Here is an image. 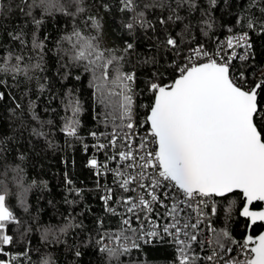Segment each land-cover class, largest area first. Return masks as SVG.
Wrapping results in <instances>:
<instances>
[{"label":"snow or ice","instance_id":"snow-or-ice-1","mask_svg":"<svg viewBox=\"0 0 264 264\" xmlns=\"http://www.w3.org/2000/svg\"><path fill=\"white\" fill-rule=\"evenodd\" d=\"M259 2V19L238 17L237 23L246 24L253 31L259 25V30L264 32V0ZM117 3L120 12L131 13L130 18L122 23L128 35L134 37L139 30L155 33L158 23L165 31L156 37L157 50L174 53L180 62L171 68L174 75L169 82L164 79L168 69L161 71L155 67L159 63L155 56L141 61L145 65H153L144 82V92L150 95V102L145 106L147 113L140 124L141 127L146 124L148 132L134 147L133 135L138 126L135 100L138 74L123 71L122 62L125 56L135 52V44L123 41L121 49L102 47L104 23L99 11L83 19L85 28L93 29L95 35H86L74 27L64 37L71 45L70 51L64 50L71 64L82 66L92 73L97 100L105 109H111L105 114V122L111 116L127 130L122 137L113 130L107 144L95 145L98 150L109 146L117 149V141H122L127 150L117 149L109 157L116 161L115 167L109 168L107 163L101 165L95 157L88 161V167L97 175L111 172L114 184L123 193H128L117 199L112 187L103 186L104 195L100 198L104 210L119 216L121 223L116 232L109 233L102 227L103 220L98 221L101 226L97 240L99 251L107 253L110 261L114 259L119 264L121 256L130 255L133 249H141V241L149 244L157 239L171 238L177 252L175 264H264V233L256 237L246 235L241 243L234 239L227 226L218 231L209 219V214L219 216L218 204L224 201V220L231 221L236 215L248 221L249 229L258 224L264 225V208L253 207L257 202L264 205V78L249 81L243 71L238 76L234 75L232 60L237 58L235 51L223 53L222 49H217L210 54L203 45H197L190 49L189 55L181 56L180 41L166 30L170 22L183 19L175 14L176 9L171 10L173 14L161 16L154 23L146 18L144 11L138 10L136 0H117ZM83 4L84 0H20L16 7L35 26L31 47L38 56L35 63H25L22 54L8 51L4 55L0 52V85L7 84L4 77L16 81L22 76L29 83L35 80L40 92H43L46 85L40 82L41 78L36 73L44 70V43L36 31L46 17L56 13L75 20L87 11ZM73 5L75 10L71 11ZM184 5L189 10L196 8L193 0H176L177 9ZM210 5L214 7L216 0H210ZM155 6L144 5L145 8ZM158 6L163 8L165 5L161 3ZM249 7H256L254 0H249ZM10 10V6L0 4V15ZM100 10L105 13L111 10L107 0L100 5ZM203 23L207 30L212 29L211 22L205 20ZM189 27L185 25V31ZM23 36L22 31L11 34L13 40L25 44ZM225 47L228 50L237 47L250 49L249 34L229 35ZM238 58L247 60L248 55ZM70 75L69 70L65 78ZM75 78L79 79V76ZM5 98V93L0 91V100ZM17 107L20 105L17 104ZM66 108L71 110L72 115L65 118L62 131L69 137L81 139L78 119L80 102L72 99L71 93ZM89 134L99 138L97 132ZM149 143L155 144L154 150H148ZM84 147L87 151L88 146L85 144ZM11 171L15 173L12 183L22 189L17 193L20 204L26 208L28 189L23 188V170L17 167ZM7 175L8 169L0 172V176L5 177L0 179V264H17L18 256L8 258L9 248L15 243L9 226L22 222L8 203ZM67 183L71 184V181ZM113 204L120 205L123 211L118 212ZM154 217L167 222L157 223ZM145 222L151 225L150 229L144 227ZM202 225L212 233L211 237L203 236ZM72 226L66 225L61 231H67ZM113 243L115 246H110ZM194 245H198L200 251H204L206 246L210 250L200 256ZM232 245L239 248L244 256L242 261L231 255L236 251ZM76 255L81 253L77 251ZM43 264L53 262L45 260ZM129 264L136 262L130 261Z\"/></svg>","mask_w":264,"mask_h":264},{"label":"trees","instance_id":"trees-1","mask_svg":"<svg viewBox=\"0 0 264 264\" xmlns=\"http://www.w3.org/2000/svg\"><path fill=\"white\" fill-rule=\"evenodd\" d=\"M104 2L105 0H84L83 6L87 11L78 15L75 20L60 13L44 19L43 25L36 31L44 43V70L36 73L41 78L40 82L46 85L43 92H40L35 80L29 83L22 76L16 81L4 77L8 82L0 85V91L6 96L0 100V172L8 169V203L22 222L20 225L9 226L15 243L9 248L8 258L18 256L17 264H43L45 260L53 264H118L114 259L110 261L107 253L100 252V245L97 243L101 228L99 220H103L102 227L109 233L116 232L120 227L118 216L105 212L100 198L104 195V185L112 187L116 194L117 188L110 183L113 179H107L103 174L97 175L95 170L88 167V161L95 157L101 164L111 149L108 147L98 150L95 145L109 139L113 130L120 136L127 130L111 116L105 122V114L111 109H105L97 100L92 73L85 71L82 66L71 64L64 51H70L71 45L64 37L74 27H78L86 35H95L93 29L85 28L83 19L99 11L104 23L102 47L121 49L123 41L135 44V52L125 56L122 62V70L138 74V95L135 97L138 105V129H148L146 124L143 127L140 124L145 120V106L150 102V95L144 92V82L153 68V65H145L141 61L155 56L159 62L155 67H159L161 71L168 69L164 79L169 82L174 75L171 68L179 61L174 53L157 50L156 37L165 31L164 27L157 23L158 31L155 33L139 30L134 37L130 36L122 23L130 18L131 13L120 12L117 0H107L111 10L105 13L100 10V5ZM193 2L196 8L189 10L187 5L177 9L176 0H136L138 10L144 11L146 18L154 23L161 16L173 14L171 10L176 9L175 14L183 19L170 22L166 30L180 41V48L183 50L181 55L197 45H203L206 51L213 52L219 39L229 29L248 31L252 44L247 53L248 59H234L233 74L238 76L243 71L249 81L264 78V32L259 30V25L253 31L246 24L237 23L238 17L260 18L259 0H254L255 8L249 7V0H216L214 7L210 5V0ZM19 3L20 0H0V4L11 7L7 14L0 15V52L4 55L8 51L22 54L25 63H35L38 53L31 47L35 26L30 23V18L20 13L16 7ZM161 3L165 5L163 8L158 6ZM145 4L157 6L145 8ZM70 10L74 11L75 6ZM205 20L213 24L211 30L206 29L203 23ZM185 25L190 26L187 31ZM21 31L24 33L25 44L11 38V34ZM29 57L32 59L29 60ZM69 70L71 75L65 78V73ZM77 76L79 79L75 78ZM69 93L72 99L80 102L78 119L81 139L69 137L62 131L65 118L72 115L71 110L66 108ZM93 131L97 132L98 139L89 134ZM85 144L88 146L87 151ZM17 167L23 170V188L28 189L26 208L21 206L17 195L22 189L11 180L15 175L11 169ZM0 179L5 177L0 176ZM68 180L71 184L67 183ZM253 207L260 208V204L256 203ZM225 209L226 202L220 201V214L215 216L216 229L219 231L227 226L234 239L242 243L248 222L236 215H233L231 221L224 220ZM69 224L73 226L67 231H61ZM263 229L264 225L253 226L250 235L254 237ZM141 245V249H133L130 255L121 256L119 264H129L130 261L136 264H175L176 254L172 243L156 240ZM77 251L81 253L80 256L76 255Z\"/></svg>","mask_w":264,"mask_h":264},{"label":"built area","instance_id":"built-area-1","mask_svg":"<svg viewBox=\"0 0 264 264\" xmlns=\"http://www.w3.org/2000/svg\"><path fill=\"white\" fill-rule=\"evenodd\" d=\"M242 32H247L248 34H249V32L248 31H246V30H231V31H228L222 38H220L219 39V41H218V44H217V48L213 51V52H209L210 54H213V53H215L216 51H217V49H222V51H223V53H230L231 51H235V53H236V55H237V58L236 59H239L238 57L239 56H243V55H246L247 53H248V50L249 49H245V48H242V47H237V48H235V49H233V50H228V49H226V47H225V44H226V40H227V38H228V36L229 35H232V34H240V33H242ZM249 37H250V34H249ZM190 54V50H187L183 55H181V56H187V55H189ZM177 60L180 62V58L179 57H177ZM233 61V60H232ZM185 63L187 62V61H184ZM147 132H148V129H144V128H136L135 130H134V135H133V146L134 147H136V146H138V144L141 142V140H142V138L144 137V136H146L147 135ZM111 135V134H110ZM123 136V134L121 135V137ZM109 138H110V136H109ZM103 143H105V144H107L108 143V139H105V141H103ZM110 147V149H111V152H110V154L106 157V158H104L102 161H101V165H103V164H105V163H107L108 164V166H109V168H112V167H115L116 166V161H113V160H110L109 159V157L110 156H112L113 155V153L117 150V149H119V150H127L126 149V147L124 146V144L122 143V141L121 140H118L117 141V149H114V148H112L111 146H109ZM155 144L154 143H149V145H148V150H154L155 149ZM104 176H105V178H111V179H113V175H112V173L111 172H109V173H105V174H103ZM110 179V180H111ZM112 182V184L117 188V194H116V198L117 199H119V197H120V195H125V196H127L128 195V193H123L122 192V190H120L115 184H114V182L111 180L110 181V183ZM111 184V185H112ZM163 191H167V189H164ZM113 207H115V208H117V211L118 212H122L123 211V208L120 206V205H118V204H113L112 205ZM159 211L160 212H163V209H159ZM143 215V214H142ZM194 215V214H193ZM118 218H119V220H120V217L118 216ZM155 219H156V222L157 223H166L167 221L166 220H162V219H160V218H158V217H154ZM209 219L211 220V221H213L214 222V227L216 228V224H215V216H211V214H209ZM121 221V220H120ZM133 226L134 227H136L137 225L135 224V222H134V224H133ZM144 227L145 228H147V229H150L151 228V225H149V224H147V222H145V225H144ZM203 229H204V232H203V236L204 237H211L212 236V233L204 226V225H202L201 226ZM157 240H159V239H157ZM164 240H166V241H168V242H170V243H172L171 242V238H165ZM154 241H156V240H154ZM141 244H144L143 243V241H141ZM173 244V243H172ZM174 245V244H173ZM174 247H175V254H176V256H177V252H176V246L174 245ZM196 250H197V254L198 255H200V256H204L206 253H207V251H209L210 249H208V247L206 246V248H205V250L204 251H200L199 250V246L198 245H194L193 246ZM233 248H235L236 249V251H234L231 255H233L234 257H236V259H239V260H243L244 259V256L242 255V254H240V250H239V248H237L236 247V245L235 246H232Z\"/></svg>","mask_w":264,"mask_h":264},{"label":"water","instance_id":"water-1","mask_svg":"<svg viewBox=\"0 0 264 264\" xmlns=\"http://www.w3.org/2000/svg\"><path fill=\"white\" fill-rule=\"evenodd\" d=\"M257 203H259V202H257ZM260 204V203H259ZM260 208H264V205H262V204H260ZM242 219H245V218H243V217H241ZM246 220V219H245ZM247 221V220H246ZM248 222V221H247ZM261 233H264V229L259 233V234H261ZM250 234V229L249 228H247V233H246V235H249ZM259 234H257L256 236H258ZM256 236H254V237H256ZM246 237V236H245Z\"/></svg>","mask_w":264,"mask_h":264}]
</instances>
